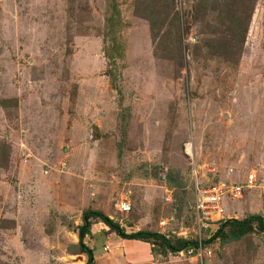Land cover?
Returning a JSON list of instances; mask_svg holds the SVG:
<instances>
[{
	"label": "rangeland",
	"instance_id": "rangeland-1",
	"mask_svg": "<svg viewBox=\"0 0 264 264\" xmlns=\"http://www.w3.org/2000/svg\"><path fill=\"white\" fill-rule=\"evenodd\" d=\"M149 1L154 26L142 0H117L123 42L108 55L109 0H0V264H86L74 232L87 208L128 231L205 240L221 221L193 225L195 179L245 181L255 170L264 181V0L212 10ZM246 6L241 39L223 20ZM224 206L234 218L264 215L260 188ZM85 240L96 264H264L255 231L192 254Z\"/></svg>",
	"mask_w": 264,
	"mask_h": 264
},
{
	"label": "trees",
	"instance_id": "trees-1",
	"mask_svg": "<svg viewBox=\"0 0 264 264\" xmlns=\"http://www.w3.org/2000/svg\"><path fill=\"white\" fill-rule=\"evenodd\" d=\"M174 1V0H172ZM200 0V4L205 8L212 10L220 7L222 0ZM224 7H231L234 2L241 0H223ZM245 1V0H242ZM149 0H142V4L138 2V5L142 7L145 17H148L151 23L154 25L158 24L157 12L149 7ZM253 3V2H252ZM212 4V5H211ZM214 4V5H213ZM254 4V3H253ZM170 5H172L170 3ZM211 5V6H210ZM218 5V6H217ZM174 6V5H173ZM250 6H246L242 13L233 12L231 9L227 12L225 20L223 23L230 27L233 31L237 30V34L241 35V39L244 38L248 30L249 20L251 19L253 9ZM170 13V12H169ZM168 13V15H169ZM175 18H178L177 12H175ZM124 26L122 19L121 9L119 8V3L117 0H109L108 2V14L106 16V36L112 41V46L107 50L108 55L111 54V50L118 47L122 42L120 36L121 28ZM10 99L4 98L1 100V104L7 107L10 103ZM125 130V129H124ZM127 136V132L124 137ZM104 222L111 231L115 232L118 236L125 239H141L148 241L152 244V250L156 253L159 247L161 253H178L182 250H187L189 248H198L200 243L196 238L188 239L183 237H168L166 234L154 231L150 229H140L137 231L128 232L124 225L115 218L111 217L109 214L105 213L100 209L87 208L82 214V224L77 226L75 232L78 234L79 242L78 247L80 253H84L87 256L86 264H96L95 248L89 246L86 243V237L92 235V225L95 222ZM264 233V215L259 213L249 214L243 218H227L220 222L217 231L208 239L202 240V247L211 244L218 237H221L224 241L238 240L244 235L250 232ZM95 237H99L102 240L108 241V232H98L93 234ZM100 240V239H99ZM104 247V251H105Z\"/></svg>",
	"mask_w": 264,
	"mask_h": 264
},
{
	"label": "built area",
	"instance_id": "built-area-1",
	"mask_svg": "<svg viewBox=\"0 0 264 264\" xmlns=\"http://www.w3.org/2000/svg\"><path fill=\"white\" fill-rule=\"evenodd\" d=\"M189 155L192 154L189 153ZM215 171L216 169L213 168L211 173L216 175L217 172ZM251 188H260L262 191V197L264 198V181L257 177L255 170L249 172L245 181H236L230 179L229 174L208 185H202L198 179H195V194L192 200L194 219L193 225L199 227L200 229L201 227H209L216 222L225 220L228 217L227 209L224 206L226 195H228L231 199L239 201L243 199L245 191ZM167 199H170L168 195ZM119 209L121 211H129L131 209V201L129 199L122 198L119 201ZM159 226L162 229H167L169 227V220H160ZM183 235L184 236L181 237L187 238L185 234ZM198 240L200 245L197 249L189 248L180 252L192 254L198 250H203L201 234L199 235ZM105 248L107 249L108 246Z\"/></svg>",
	"mask_w": 264,
	"mask_h": 264
},
{
	"label": "crops",
	"instance_id": "crops-1",
	"mask_svg": "<svg viewBox=\"0 0 264 264\" xmlns=\"http://www.w3.org/2000/svg\"><path fill=\"white\" fill-rule=\"evenodd\" d=\"M244 204H242V206H243ZM240 208H241V206H240ZM232 218L233 216H231V215H228V218ZM120 222H122V221H120ZM122 225H124V227L126 228V226L128 227V225H126L125 223H123L122 222ZM127 230V229H126ZM102 231H106V232H108V234H109V236H108V243L110 244V242H111V240H110V238H111V236L113 235V234H116L115 232H113V231H111L110 230V228L104 223V222H101V221H99V222H95L93 225H92V234H96V233H98V232H102ZM128 231V230H127ZM128 232H132V231H128ZM74 234H77L76 232H74ZM117 237V236H116ZM120 243L122 244V243H124V239L123 238H120L119 239V241H118V244L120 245ZM117 243H113V242H111V245H112V250H113V247H114V245H118ZM151 246H152V244H151ZM152 252H153V250H152ZM151 252V253H152ZM128 257V256H127ZM131 260V259H130ZM134 261H139L140 259L139 258H137V259H133ZM134 261H130V262H134Z\"/></svg>",
	"mask_w": 264,
	"mask_h": 264
},
{
	"label": "bare ground",
	"instance_id": "bare-ground-1",
	"mask_svg": "<svg viewBox=\"0 0 264 264\" xmlns=\"http://www.w3.org/2000/svg\"><path fill=\"white\" fill-rule=\"evenodd\" d=\"M187 151L192 154V144L190 142L187 143Z\"/></svg>",
	"mask_w": 264,
	"mask_h": 264
},
{
	"label": "clouds",
	"instance_id": "clouds-1",
	"mask_svg": "<svg viewBox=\"0 0 264 264\" xmlns=\"http://www.w3.org/2000/svg\"><path fill=\"white\" fill-rule=\"evenodd\" d=\"M227 218H228V217H227ZM227 218H226V219H227Z\"/></svg>",
	"mask_w": 264,
	"mask_h": 264
}]
</instances>
